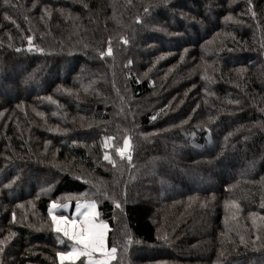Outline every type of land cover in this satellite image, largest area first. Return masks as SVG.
<instances>
[{
  "label": "trees",
  "instance_id": "obj_1",
  "mask_svg": "<svg viewBox=\"0 0 264 264\" xmlns=\"http://www.w3.org/2000/svg\"><path fill=\"white\" fill-rule=\"evenodd\" d=\"M66 195L110 264H264V0H0V264Z\"/></svg>",
  "mask_w": 264,
  "mask_h": 264
},
{
  "label": "snow or ice",
  "instance_id": "obj_2",
  "mask_svg": "<svg viewBox=\"0 0 264 264\" xmlns=\"http://www.w3.org/2000/svg\"><path fill=\"white\" fill-rule=\"evenodd\" d=\"M147 11V9H145ZM139 20V18H138ZM29 39H31L29 37ZM127 43V41H124ZM109 54L111 49L109 48ZM103 56V52L101 53ZM125 148L129 145L128 138L124 140ZM118 153L123 154V150L117 148ZM108 158L107 156L105 157ZM119 206V205H117ZM56 207L67 208V204L58 205L53 202L49 208V215L52 218L55 230L57 232H63V235L74 241V245L71 246L67 252H58L57 256L61 262L68 260L71 264L81 256L88 258V264H110V261L115 258L117 249L112 247L108 249L106 247L105 234L107 225L103 221H97V213L95 211L94 202H89L83 205L76 204V213H73V218L69 219L65 216H57L52 213V209ZM63 225V227H61ZM0 243H3L0 241ZM2 251V249H0Z\"/></svg>",
  "mask_w": 264,
  "mask_h": 264
},
{
  "label": "crops",
  "instance_id": "obj_3",
  "mask_svg": "<svg viewBox=\"0 0 264 264\" xmlns=\"http://www.w3.org/2000/svg\"><path fill=\"white\" fill-rule=\"evenodd\" d=\"M89 202H93V201H89V200H77V201H75L74 203L72 202V201H66V202H59V203H57L58 205H61V204H67L68 205V207L67 208H62V207H56V208H53L52 209V213L54 214V215H57V216H65V217H68L69 219H72L73 218V213H76V204L77 203H80L81 205H82V208H81V210L83 211L84 210V208H83V205H85V204H87V203H89ZM51 204H52V202H51ZM50 204V205H51ZM95 204V203H94ZM50 205H49V208H50ZM48 211H49V209H48ZM95 211H96V213H97V216H96V219H97V221L99 222V221H101L100 220V215H99V213H98V210H97V205L95 204ZM106 225H107V223L106 222H104ZM108 225H107V229H106V234H105V240L107 239V233H108ZM59 233H61V235H63V232H59ZM64 236V235H63ZM66 239H67V241L68 242H70V244H69V247H68V249L66 250V252L67 251H69L70 250V248H71V246H73L74 245V241H72V240H70L68 237H66V236H64ZM106 247H107V244H106ZM83 259L84 260V264H88V258L87 257H84V256H81V257H79L78 259ZM77 259V260H78ZM76 260V261H77ZM63 262H67V263H71V262H69L68 260H65V261H63Z\"/></svg>",
  "mask_w": 264,
  "mask_h": 264
},
{
  "label": "rangeland",
  "instance_id": "obj_4",
  "mask_svg": "<svg viewBox=\"0 0 264 264\" xmlns=\"http://www.w3.org/2000/svg\"><path fill=\"white\" fill-rule=\"evenodd\" d=\"M78 198V199H77ZM79 200V199H82V196H72V195H66V196H63V197H61V198H59V199H57V200H54L53 202H56V204L57 203H59V202H66V201H73V200ZM52 202V203H53ZM95 204H96V202L95 201H93ZM51 204V203H50ZM97 205V204H96ZM48 227L49 228H51L52 230H54V231H56L55 230V225L53 224V221H52V218L50 217V219H49V222H48ZM61 227H63V225H61ZM69 244H70V242H68L67 240H66V245H68V247H69ZM68 247L66 248V250L68 249ZM66 250H64V251H59V252H66ZM58 253V252H57ZM57 253H56V255H57ZM57 260H58V262L59 263H61V264H64V263H67V262H61L60 261V259L58 258V256H57Z\"/></svg>",
  "mask_w": 264,
  "mask_h": 264
}]
</instances>
